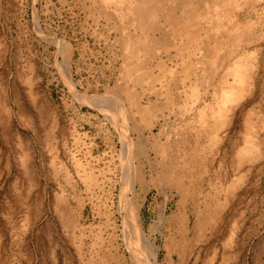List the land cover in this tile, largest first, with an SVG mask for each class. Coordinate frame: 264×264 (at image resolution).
<instances>
[{"label":"rangeland","instance_id":"obj_1","mask_svg":"<svg viewBox=\"0 0 264 264\" xmlns=\"http://www.w3.org/2000/svg\"><path fill=\"white\" fill-rule=\"evenodd\" d=\"M124 7L0 0V264H152L148 241L157 264H264V0H189L206 29L240 24L197 98L161 86L183 77L158 68L180 69L189 49L170 30L181 7L165 5L146 40ZM119 28L167 49L135 55L143 84L124 78ZM204 36L194 63L200 41L215 51ZM234 61L249 64V91L222 105Z\"/></svg>","mask_w":264,"mask_h":264},{"label":"bare ground","instance_id":"obj_2","mask_svg":"<svg viewBox=\"0 0 264 264\" xmlns=\"http://www.w3.org/2000/svg\"><path fill=\"white\" fill-rule=\"evenodd\" d=\"M105 1L107 4H113L118 6L126 4L127 7H124L122 9L124 18L129 17L128 21L130 25L134 28H137V30L134 33L137 32L142 33V37H144L145 40L149 36V32H150V29L146 24H150L151 26L157 24L159 20L165 15L164 7L169 3H175L176 7L179 8L181 7L180 15H179L180 18L179 20L176 21L175 24L176 28L170 29L172 33L176 36L174 40L181 46V48H183V46L185 47L188 46L189 49H193V47L197 45L196 39L198 38V36H202L203 32L204 34H206V36H204L205 38L206 37L212 38V42H213L212 47L214 48L215 51L211 52L213 54L209 53L211 57L208 60L206 59L207 54L205 50L206 48L211 47L210 43L209 41H207L206 43L200 41L202 47H199L198 49L200 51L202 49L204 50H202V52H199L200 56L196 57V61L194 60L195 63L193 62L192 58L195 56L196 51H192V50L190 51L189 49L187 50L188 52L180 51L179 53V55H185L178 61L180 62V67H179L180 69H178L179 64L177 63L174 66H172V64L171 66L167 65L164 62H162V64L160 62L158 63V68H160L161 71L165 74L166 73L174 74L178 71H180V73L183 74V77L180 82L178 80L177 81L169 80L166 81V83H162L161 86L167 87L166 90L168 93L170 87H173L174 90L175 89L177 90V88L182 87L184 89L185 96L188 98L192 96L193 97L195 96L196 98L198 97L199 90L197 88V85L203 83L204 80L202 79V76L206 67L212 66L213 68L216 65L217 59L222 58L221 48L224 47L222 49L224 51L225 49V46H223L224 40L233 39L232 41L234 42V40L236 39V37L239 36L240 33V24L237 22L236 19L233 18H231L227 22L226 20L224 21L220 20L218 22L216 19H214L213 21L206 20L207 21L206 23H208L207 24L208 28L206 29V26L202 25L204 21H201L202 18L200 17V15L190 12V10L188 11V8L186 6L189 5V0H105ZM164 21L165 22L163 24L167 25L165 18ZM234 23L236 25L235 27H234ZM120 31L123 35L128 36L126 41H124V46H122L123 56L125 54V58L123 59V63L125 64L123 68V71H125L124 78L127 83L131 82L132 85L143 84L148 78H151L152 76L150 73H148V71L145 68H142L141 65H138L140 61L139 58L140 56L135 57V55L146 54L149 52H156L160 50L163 45L160 43H154V45L149 46L147 41L144 40V42H141L140 39L129 36L131 34L129 30L125 31L119 28V32ZM163 49L167 50L166 47L164 46ZM229 52H232V50H230ZM248 65L249 64H240V62L238 63L237 61H234L232 65L228 67L227 71L224 72V75L222 76L220 83L222 105H226L229 102H233L237 98L238 99L242 98L243 95L247 94V92L249 91V89L246 90V86H248L246 85V82L249 76ZM229 75H231L233 78L231 83H228L226 79L227 78L226 76ZM193 78H195V81L193 80L194 82H192ZM128 91H133V90H128ZM129 98H132L131 94H129ZM114 107L116 106L114 105ZM151 111H152V107H150V105L149 107L146 108L140 107L139 109H137V112L141 113V115L143 114L144 117H147L149 114L146 113H151ZM201 115L202 116L204 115V111L201 113ZM248 148L249 147L243 148L239 152V157H244L249 150ZM154 150L156 151L157 154L159 153L158 155H160L161 159L170 157L167 154V149L164 146H162L159 149L155 147ZM188 158L191 159L192 156L188 155ZM154 168L157 175L162 174V171L157 169L158 168L157 166H154ZM128 213L129 215H127V217H129L131 222L132 221L135 222L137 218V212L128 211ZM133 225L134 223L131 226ZM140 233L145 238L143 231H141ZM146 249H147V253L149 254L148 256H150L152 259V264H157V254H158L157 246L153 242L148 241L146 242Z\"/></svg>","mask_w":264,"mask_h":264}]
</instances>
